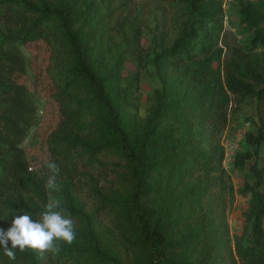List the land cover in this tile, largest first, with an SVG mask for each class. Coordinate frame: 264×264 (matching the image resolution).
<instances>
[{
    "label": "trees",
    "instance_id": "16d2710c",
    "mask_svg": "<svg viewBox=\"0 0 264 264\" xmlns=\"http://www.w3.org/2000/svg\"><path fill=\"white\" fill-rule=\"evenodd\" d=\"M187 18L175 36H156L152 59L141 24L118 0H0V229L15 216L35 221L50 199L71 214L76 240L58 242L74 264H264V121L224 167L222 136L245 102L264 101V0H240L244 43L227 41L225 0H166ZM184 17V18H185ZM49 46L47 74L59 122L46 140L60 167L34 170L24 140L37 121L22 46ZM222 43V44H221ZM135 65L128 71L127 64ZM152 65L160 81L146 118L140 82ZM91 197L92 208L83 200ZM249 199L245 232L231 237L228 197ZM109 218L104 227L102 218ZM9 247L11 243L9 242ZM30 250L0 264H43Z\"/></svg>",
    "mask_w": 264,
    "mask_h": 264
},
{
    "label": "rangeland",
    "instance_id": "374dc122",
    "mask_svg": "<svg viewBox=\"0 0 264 264\" xmlns=\"http://www.w3.org/2000/svg\"><path fill=\"white\" fill-rule=\"evenodd\" d=\"M240 0H225V29L234 35H229L227 41L234 45L236 42L244 43L248 35L242 34V27L239 24L238 8ZM120 12L123 18L128 17V30L131 25L141 24L143 36L141 43L150 59L156 51V36L164 31H169L175 36V28L181 20L187 18L183 15L182 8L178 4L169 3L166 0H118ZM185 17V18H184ZM222 44V43H221ZM21 51L28 59V73L18 78V82L25 84L35 95V102L38 108L37 121L31 129L28 137L24 140L23 146L26 158L34 170H40L45 160L49 158L46 144L47 137L55 129L59 122L60 114L57 104L52 98L54 92L53 84L47 74V67L50 59L49 46L44 42H34L21 47ZM135 65L127 64L128 71H133ZM160 88V81L155 74L154 67L150 64L140 82V103L133 113H137L144 119L148 115L151 105V97L154 91ZM253 118L258 124L264 121V101H248L241 106L237 118L231 120L223 136L222 143L226 150L224 167L230 176V182L238 190L243 185V173L234 167V159L238 152L245 150L244 138L249 132H256V127L248 119ZM83 200L89 208H92L91 197L83 193ZM249 207V199L240 196L237 192L233 197H228L227 218L230 226L231 237L240 236L245 232L247 222L244 213ZM104 227L109 225V218H102ZM67 260V259H66ZM58 260L55 255L46 254L43 264H74Z\"/></svg>",
    "mask_w": 264,
    "mask_h": 264
},
{
    "label": "clouds",
    "instance_id": "9594fccd",
    "mask_svg": "<svg viewBox=\"0 0 264 264\" xmlns=\"http://www.w3.org/2000/svg\"><path fill=\"white\" fill-rule=\"evenodd\" d=\"M48 169L45 188L58 191L57 178L60 173L59 165L50 160L44 161ZM76 240L75 224L71 214L61 207L58 199H50L37 220L31 215L15 216L11 226L5 231L0 229V249L10 261L16 259V251L30 250L43 260L46 254L56 255L60 252L58 242L71 245ZM9 242L11 247H9Z\"/></svg>",
    "mask_w": 264,
    "mask_h": 264
}]
</instances>
